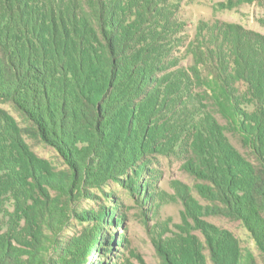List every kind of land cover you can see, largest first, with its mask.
Returning <instances> with one entry per match:
<instances>
[{
  "label": "trees",
  "instance_id": "obj_1",
  "mask_svg": "<svg viewBox=\"0 0 264 264\" xmlns=\"http://www.w3.org/2000/svg\"><path fill=\"white\" fill-rule=\"evenodd\" d=\"M180 3L0 0V264H107L113 199L147 198L162 158L193 180L199 234L161 264H264V33L192 36ZM241 3L264 10L215 9Z\"/></svg>",
  "mask_w": 264,
  "mask_h": 264
},
{
  "label": "rangeland",
  "instance_id": "obj_2",
  "mask_svg": "<svg viewBox=\"0 0 264 264\" xmlns=\"http://www.w3.org/2000/svg\"><path fill=\"white\" fill-rule=\"evenodd\" d=\"M180 1V17L186 31L192 36L199 21L210 17L241 23L264 33V10L255 3H241L232 9L216 10L215 6L219 2L228 0ZM147 181L148 197L143 196L141 202L124 196L123 201L121 197L113 199L114 202L119 201V215H114V221L107 226L109 243L104 245L106 249L102 251L103 261L107 264H161L157 245L162 246L163 252L167 248L179 251L187 245L192 235L199 234L186 214V206L195 205L193 180L182 168L179 159L162 158L158 169ZM97 207L94 204L95 210ZM210 220L232 228L245 245L253 246L239 223L220 218ZM92 262L102 264L100 259L90 254L87 264Z\"/></svg>",
  "mask_w": 264,
  "mask_h": 264
}]
</instances>
